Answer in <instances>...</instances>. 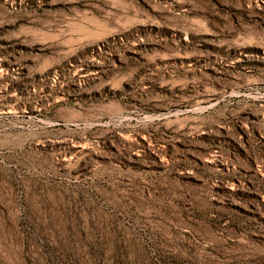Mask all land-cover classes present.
Wrapping results in <instances>:
<instances>
[{"label":"rangeland","instance_id":"rangeland-1","mask_svg":"<svg viewBox=\"0 0 264 264\" xmlns=\"http://www.w3.org/2000/svg\"><path fill=\"white\" fill-rule=\"evenodd\" d=\"M0 264H264V0H0Z\"/></svg>","mask_w":264,"mask_h":264}]
</instances>
